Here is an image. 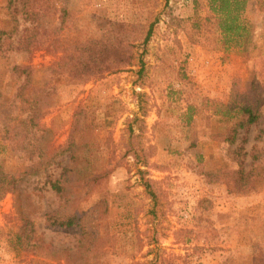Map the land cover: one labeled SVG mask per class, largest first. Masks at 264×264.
<instances>
[{"label": "rangeland", "instance_id": "1", "mask_svg": "<svg viewBox=\"0 0 264 264\" xmlns=\"http://www.w3.org/2000/svg\"><path fill=\"white\" fill-rule=\"evenodd\" d=\"M45 1L36 27L22 0H0V165L20 172L26 216L13 192L0 198V264H264V0L247 2L242 48L190 43L191 0ZM120 21L140 26L132 65L85 83L48 69L62 47L112 39ZM29 37L38 47L21 49ZM235 79L258 84L260 116L227 142L215 109ZM63 165L65 198L47 180ZM73 208L79 224L60 225Z\"/></svg>", "mask_w": 264, "mask_h": 264}, {"label": "trees", "instance_id": "2", "mask_svg": "<svg viewBox=\"0 0 264 264\" xmlns=\"http://www.w3.org/2000/svg\"><path fill=\"white\" fill-rule=\"evenodd\" d=\"M193 3V15L187 18L189 28L184 27L186 36L190 43L208 46L210 44L220 43L225 48L239 47L242 48L251 34V26L244 17L247 2L249 0H191ZM46 3L48 0L45 1ZM44 0H22L21 11L25 20H31L38 26L40 17V9L43 7ZM12 0H7V5L10 6ZM204 10V13L200 12ZM140 26L133 23H126L123 21L115 24V34L112 39H90L86 42H78L66 47H62V55L60 58L52 63L48 69L52 74H64L68 76V80L73 83H85L91 79L99 80L106 75L113 74L124 70L127 66L132 65L133 48L136 47L135 41L138 38ZM14 28L12 29V32ZM150 28L147 29L141 39L144 44L150 36ZM7 34L5 29H0V45L2 44V36ZM36 33L33 34L35 37ZM30 36V37H33ZM22 39L20 44L21 49L32 50L38 47L40 43L36 39ZM261 94L258 89V84L251 82L248 86H241L239 80H233L227 101L216 107L215 114L225 123V134H222L223 140L227 142H234L237 138L240 129H247L251 124L255 123L260 116L259 103ZM35 111L31 110L25 121H29L31 127L37 126L34 122ZM195 106L188 104L185 112V119L187 123L193 121V114ZM76 117V113H75ZM33 118V119H32ZM74 128V126H73ZM74 130V129H73ZM72 135L64 147L57 149L50 157L43 161L44 165L56 161L55 156H62L70 149L72 143ZM137 162L141 165L147 164V159L144 156L140 160L135 156ZM40 164L42 156H37ZM85 155H69L71 160L83 159L86 161L87 168H91L90 161ZM43 165V166H44ZM85 165V167H86ZM68 169L66 166L61 167V172L54 178L48 175L47 180L50 187L57 195L65 198L66 183ZM79 171H82L79 169ZM138 173L143 171L137 168ZM242 173V168L238 169ZM82 174V172H80ZM109 171L102 170L98 175L93 176L86 183L97 182L104 178ZM91 174L89 171L85 176ZM84 176V178H85ZM83 178V177H82ZM242 179V177L240 178ZM22 178L20 172L9 173L6 172L3 166L0 165V198L6 192H13L15 194V209L20 215L22 222L26 221V216L23 212L24 205L22 204V195L19 192L17 184L21 182ZM84 180V179H83ZM146 186L148 181H143ZM149 188V187H147ZM150 192V191H149ZM67 201V200H66ZM71 201L68 200L66 204L69 206ZM85 212L83 209L73 208L71 211H66L63 214V219L59 222L62 226L72 227L79 224L81 214ZM28 222L19 226L18 235L27 232ZM32 233V229L28 231Z\"/></svg>", "mask_w": 264, "mask_h": 264}]
</instances>
